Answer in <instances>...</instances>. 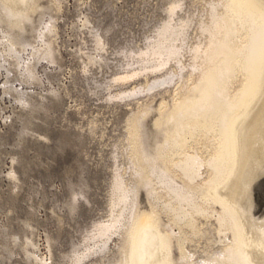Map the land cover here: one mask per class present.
<instances>
[{
  "label": "rangeland",
  "instance_id": "374dc122",
  "mask_svg": "<svg viewBox=\"0 0 264 264\" xmlns=\"http://www.w3.org/2000/svg\"><path fill=\"white\" fill-rule=\"evenodd\" d=\"M173 1L177 0H59L57 8L43 16V22L49 21L54 28V59L39 61L35 58L32 69L42 85H35L30 79L23 83L25 73L21 68L10 65V59L5 55L6 44L4 40L0 41V64L4 67H0V85L8 78L9 83L26 97L22 105L16 101L15 92L0 86V264H35L30 254L27 255L30 251L50 264H74L76 256L81 259L75 264L116 263L120 242L118 233L111 235L101 250L98 249L100 244L90 237L95 234L96 227L107 223L117 213V207L113 208L115 213L110 212L113 210L110 209V201L113 177L117 173L115 168H120L117 171L121 172L123 181L131 186L130 150L125 132L128 118L147 105L155 109L160 103L171 102L174 78L169 83L167 79L171 76L170 70L177 71L178 65L168 61L163 70L155 73L144 72L124 82L111 79L123 72L120 70H126L125 62L129 60L131 63L130 59L123 58L127 48L135 51L146 44L145 38L154 35L155 30L167 20V9ZM179 1L180 7L171 18L175 23L181 21L186 24L179 56L184 72L188 69L191 47L203 39L197 25L199 20L206 19V2L209 0ZM260 2L264 5V0ZM48 15L52 21L48 20ZM84 17L88 18L87 28L81 27ZM93 29L100 38H104L101 40L105 54L102 52L103 61L89 63L85 54L94 56ZM32 44L33 50L40 47L38 39H34ZM25 49L30 50L29 47ZM27 53H22V57L28 58ZM172 66L174 70H169ZM136 67L135 63L131 66ZM7 68L9 71L12 69L8 75L5 72ZM131 89L134 92L130 93ZM201 89L195 93V103L203 99L199 93ZM259 93L248 119L252 120L232 126L231 133L237 135L239 142L238 159L242 160H238L236 170L226 177L223 184L207 192H214L217 198L222 195L234 206L242 205L244 211L249 210L245 211L246 215L261 224L260 231L264 228V148H261L263 153L259 152L260 144L264 143V76ZM154 114L151 112L147 118L150 117L151 142L158 145L163 142L165 131L154 127L153 123L161 118V125L170 129L172 122L166 121L165 115ZM228 191L239 196L231 197L227 195ZM140 193L137 209L149 211L152 200L142 190ZM71 204L75 206L72 211ZM163 216L165 223L167 218ZM211 219L199 218L197 226L201 229L210 223L214 226V218ZM210 226L208 228H212ZM175 229L174 233L177 232ZM184 230L187 238L192 240L185 244L190 254L194 253L191 260L226 244L224 240L216 242V236H211L215 240L210 235L203 239L188 237V229ZM30 242L34 246H30ZM174 250L172 258L178 260V253Z\"/></svg>",
  "mask_w": 264,
  "mask_h": 264
},
{
  "label": "bare ground",
  "instance_id": "6f19581e",
  "mask_svg": "<svg viewBox=\"0 0 264 264\" xmlns=\"http://www.w3.org/2000/svg\"><path fill=\"white\" fill-rule=\"evenodd\" d=\"M58 1L0 0V41L4 40L6 44L5 55L10 59V65L21 68L25 73L26 79L22 80L23 83L30 79L35 85H42L40 78L38 79L32 72L35 58L39 61L54 59L55 52L52 47L54 28L49 21L43 22V16L47 11L57 8ZM178 1H173L169 5L167 20H164L155 30L154 35L145 38L146 44L135 48V51L132 50L134 48L131 50L127 48L123 58L130 59L131 63L129 60L124 61L126 70H120L123 72L111 79L113 82H124L144 72L155 73L163 70L168 61H173L178 65L177 71L173 66L169 68V70L171 68L174 70H170L172 73L167 79L169 83L172 81L171 78H174L173 88L171 87V102L158 103L155 109L147 105L135 111L128 118L125 132L127 147L130 150L128 164L132 173H130L131 186L128 187V183L123 181L122 175L119 174L121 172L117 171V168L118 170L120 168H115L114 172L117 173L113 177L110 209L117 207V213L111 216L107 223L96 227L95 234L90 238L100 244L98 249L101 250L105 247L107 239L116 232L118 233L120 242L115 264H264L262 260L264 257V228L259 231L261 224L246 215L247 209L244 211L242 205L234 206L222 195L221 198H217L214 192L213 194L207 192L208 189L213 190L223 184L226 177L236 170L239 160L237 150L239 142L237 135L231 133L232 126L250 118L257 96L260 94L259 90L264 76V5L260 0L207 1L206 19L199 20L197 25L203 39L193 44L194 46L192 45L187 64L188 69L183 72L185 67L181 64L179 56H181L180 41L186 24L181 21L175 23L171 18L176 14L174 11L180 7L179 2L181 1ZM50 19L52 21L49 16L48 20ZM87 19L84 17L81 21L82 28H87L85 27L89 23ZM91 38L94 56L85 54L87 61L89 63L103 61L101 59L102 52H104L102 42L104 38H100L95 30L91 33ZM34 39H38L40 43V47L35 50H33L35 47H32ZM27 47L30 50L27 51L25 49ZM24 52H28L26 59L22 57ZM133 56L135 59L132 62ZM0 63H2L1 60ZM134 63L137 67L131 68ZM0 67L3 66L0 64ZM9 70L5 69L6 74L12 72V69ZM6 80L0 86L6 87L7 91L15 92L16 101L24 105L26 97L24 98L19 89L16 90L13 84L9 83L8 78ZM199 89H201L199 93L203 99L195 103L194 100L197 97L195 93ZM131 92H134V89H131ZM23 94L26 93L23 92ZM151 112L152 115L156 113L160 117L165 115L167 116L166 121L172 122L170 129H167L163 124L161 125L160 122L163 121L161 118L157 121L154 117L153 120L156 122L154 121L153 126L165 131L164 140L158 145L156 143L153 145L151 142L150 117L147 118ZM261 148H264V143L260 144V153ZM254 189L252 188L253 192ZM141 190L148 199L152 200L149 211L142 212L137 209L138 195ZM233 192L228 191L227 195L236 196L237 193ZM216 206L219 209H216ZM74 207V204H71L70 211L74 210ZM113 211L114 209L110 210L111 213ZM163 215L167 218L165 223L162 220ZM199 218L209 219V221L214 218L216 224L213 226L210 223L208 227L211 225L212 228L205 226V229H201L197 226ZM148 225L149 230L146 229ZM174 228H177L176 233H174ZM185 228L188 229V237L190 235L203 239L209 235L210 237L216 236L218 240L211 238L216 242L224 240L226 244H223L220 249L204 253L196 260H191L194 253L191 252V255L185 244L192 240L187 238ZM30 246L34 245L31 243ZM174 248L178 253V260L172 258ZM35 253L30 251L27 254H30L35 264H50L38 259ZM79 259L81 258L76 256V259L72 261L75 264ZM112 262L107 261L105 264Z\"/></svg>",
  "mask_w": 264,
  "mask_h": 264
}]
</instances>
